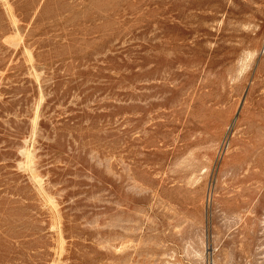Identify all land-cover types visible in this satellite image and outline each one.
Instances as JSON below:
<instances>
[{"label": "rangeland", "instance_id": "obj_1", "mask_svg": "<svg viewBox=\"0 0 264 264\" xmlns=\"http://www.w3.org/2000/svg\"><path fill=\"white\" fill-rule=\"evenodd\" d=\"M0 264H264V0H0Z\"/></svg>", "mask_w": 264, "mask_h": 264}]
</instances>
